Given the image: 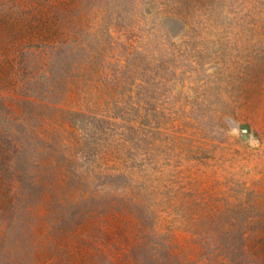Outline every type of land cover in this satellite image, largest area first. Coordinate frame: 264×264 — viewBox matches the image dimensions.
Returning <instances> with one entry per match:
<instances>
[{
	"label": "rangeland",
	"instance_id": "rangeland-1",
	"mask_svg": "<svg viewBox=\"0 0 264 264\" xmlns=\"http://www.w3.org/2000/svg\"><path fill=\"white\" fill-rule=\"evenodd\" d=\"M0 264H264V0H0Z\"/></svg>",
	"mask_w": 264,
	"mask_h": 264
}]
</instances>
